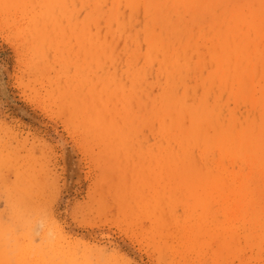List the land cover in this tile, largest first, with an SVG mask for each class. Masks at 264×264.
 I'll return each instance as SVG.
<instances>
[{
  "label": "rangeland",
  "instance_id": "1",
  "mask_svg": "<svg viewBox=\"0 0 264 264\" xmlns=\"http://www.w3.org/2000/svg\"><path fill=\"white\" fill-rule=\"evenodd\" d=\"M0 221V264H264V0H0Z\"/></svg>",
  "mask_w": 264,
  "mask_h": 264
},
{
  "label": "bare ground",
  "instance_id": "2",
  "mask_svg": "<svg viewBox=\"0 0 264 264\" xmlns=\"http://www.w3.org/2000/svg\"><path fill=\"white\" fill-rule=\"evenodd\" d=\"M104 1H105V0H104ZM120 1H121V0H120ZM139 1H141V0H139ZM109 2H110V1H109ZM126 2H127V1H126ZM126 2L124 1V3H126ZM134 2H135V0H134ZM106 3H107V1L105 2V4H106ZM108 4H109V3H108ZM109 5H110V4H109ZM127 8H128V6H127ZM117 11H118V10H117ZM124 18H125V17H124ZM92 19H93V18H92ZM119 19H120V17H119ZM121 19H122V18H121ZM92 21H93V20H92ZM117 21H119V20H117ZM91 23H92V22H91ZM117 24H118V23H117ZM117 26H118V25H117ZM121 26H122V25H121ZM94 27H95V26H94ZM96 28H97V27H96ZM101 29H102V28H101ZM98 30H99V29H98ZM195 30H196V29H195ZM92 32H95V30H93ZM96 32H97V31H96ZM99 32H100V31H99ZM99 32H98V34H99ZM97 38H98V37H97ZM155 44H156V43H155ZM157 44H158V43H157ZM157 44H156V46H157ZM208 44H210V43H208ZM158 45H159V44H158ZM153 47H155V46L152 45V48H153ZM158 47H161V46H158ZM258 47L260 48V46H258ZM255 48H256V47H255ZM262 48H263V47H262ZM164 49H165V48H164ZM164 49H163V53L165 54L167 51L164 52V51L166 50V49H165V50H164ZM200 49H201V48H200ZM200 49H198V50H200ZM150 50H151V49H150ZM153 50H154V49H153ZM178 50H179V49H178ZM178 50H177V51H178ZM184 50H187V49H186V48L183 49V50L181 51L182 54H183V53L185 54V51H184ZM157 51H158V50H157ZM179 51H180V50H179ZM190 51H191V48H190ZM196 51H197V50H196ZM256 51H257V49H256ZM149 52H150V51H149ZM151 52H152V50H151ZM212 52H213V50H212ZM153 53H154V52H153ZM153 53H152V54H153ZM156 53H157V52H156ZM199 53H200V51H199ZM154 54H155V53H154ZM154 54H153V55H154ZM184 54H183V55H184ZM188 54H190V52H189ZM196 54H197V52H196ZM206 54H207V53H206ZM142 55H144V54H142ZM165 55L167 56V54H165ZM165 55H164V57H165ZM199 55H200V54H199ZM199 55H198V56H199ZM135 56H137V55H135ZM162 56H163V54H162ZM132 57H133V56H132ZM206 57H207V56H206ZM210 57H211V54H210ZM218 57H219V56H218ZM138 58H139V57H138ZM143 58H144V57H143ZM143 58H142V60H143ZM207 58H208V57H207ZM135 59H137V58H135ZM153 59H154V58H153ZM163 59H164V58H163ZM168 59H169V58H168ZM234 59H235V58H234ZM138 60H139V59H138ZM156 60H158V59H156ZM211 60H212V59H211ZM218 60H219V59H218ZM135 61H136V60H135ZM143 61H144V60H143ZM143 61H142V62H143ZM152 61H153V60H152ZM212 61H213V60H212ZM153 62H154V61H153ZM196 63H197V62H194L195 65H196ZM237 63H238V61H237ZM213 64H214V63H213ZM217 64H218V63H217ZM259 64H260V63H259ZM166 65H167V64H166ZM219 65H220V63L218 64V66H219ZM235 65H236V64H235ZM237 66H238V65H237ZM155 67H156V65H155ZM155 67H154V68H155ZM164 67H165V66H164ZM166 67H167V66H166ZM193 67H196V66H193ZM199 67H200V66H199ZM212 67H213V65H212ZM214 67H215V66H214ZM253 67H254V66H253ZM234 68L236 69V66H234ZM165 69L168 70V68H165ZM190 69H193V68L190 67ZM199 69H200V68H199ZM254 69H255V67H254ZM155 70H156V69H155ZM166 70H165V71H166ZM200 70H201V69H200ZM257 71H258V70H257ZM192 72H193V71L191 70V73H192ZM232 72H234V71H232ZM157 73H158V72H157ZM194 73H196V72H194ZM194 73H193V74H194ZM235 73H236V70H235ZM197 74H198V72H197ZM199 74H200V73H199ZM231 74H232V73H231ZM193 76H194V75H193ZM200 76H201V75H200ZM200 76L198 75V77H197L198 80H199V77H200ZM191 77H192V76H191ZM231 77H234V75L231 76ZM236 77H237V75H236ZM201 78H202V77H201ZM191 79H192V78H191ZM191 79H190V80H191ZM260 79H261V78H260ZM190 80H189V81H190ZM193 80H194V79H193ZM197 83H198V82H197ZM195 84H196V83H195ZM257 89H258V88H257ZM188 96H189V95H188ZM188 96H187V97H188ZM185 97H186V96H185ZM185 99H186V98H185ZM184 112L186 113L187 111H184ZM185 113H184V114H185ZM199 117H200V115H199ZM202 117H203V115H202ZM205 117H208V116H205ZM164 119H165V118H164ZM184 119H185V118H184ZM186 119H187V118H186ZM198 119H199V118H198ZM207 119H208V118H207ZM166 120H168V118H166ZM200 120H204V117H203L202 119H200ZM200 120H198V122H200ZM208 121H209V120H208ZM204 125H205V124H204ZM207 126H208V125H206L205 127H207ZM201 129H202V128H201ZM203 130H204V127H203ZM200 131H201V130H200ZM207 160H208V159H207ZM225 175H226V174H225ZM182 177H183V176H182ZM182 177H181V178H182ZM223 177H224V176H223ZM229 177H230V176H229ZM181 178H180V179H181ZM211 178H212V177H211ZM196 179H197V178H196ZM208 179H209V178H208ZM212 179L214 180V178H212ZM178 180H179V179H178ZM206 180H207V179H206ZM174 181H175V180H174ZM184 181H185V180H184ZM197 181H198V180H197ZM209 182H210V181H209ZM173 183H174V182H173ZM180 183H181V182H180ZM187 183H188V182H187ZM174 184H175V183H174ZM200 184H201V183H200ZM200 184H199V185H200ZM191 185H192V184H191ZM191 185H189V186H191ZM204 185H205V184H204ZM206 185H208V183H207ZM200 186H201V185H200ZM172 187H174V186H172ZM179 187H180V186H179ZM192 187H193V186H192ZM177 188H178V187H177ZM180 188H181V187H180ZM203 188H204V187H203ZM174 189H176V188H174ZM174 189H171V190H174ZM189 189H190V188H189ZM194 189H195V188H193V190H194ZM161 190H162V189H161ZM163 190H164V189H163ZM180 190H181V189H180ZM182 190H183V189H182ZM190 190H192V189H190ZM190 190H189V191H190ZM202 190H203V189H202ZM210 190H212V189L210 188ZM186 191H187V190H186ZM213 191H214V190H213ZM221 191H227V190H223V189H222ZM234 191H235V190H234ZM211 192H212V191H211ZM211 192H210V193H211ZM158 193H159V191H158ZM158 193H157V194H158ZM165 193H166V192H165ZM204 193H206V191H205ZM155 194H156V193H155ZM157 194H156V195H157ZM157 196H158V195H157ZM157 196H156V198H157ZM148 198H149V197H148ZM151 199H152V198H151ZM147 201H148V200H147ZM149 201H150V200H149ZM20 202L22 203L23 201H20ZM151 202H152V201H151ZM22 204H24V203H22ZM148 204H149V203H148ZM20 205H21V204H20ZM24 205H26V204H24ZM229 207H230V205H229ZM17 208H18V207H17ZM22 208H23V207L20 206V208H19L20 210H19V211H21ZM145 208H147V207H145ZM8 212H9V210H8ZM21 212H22V211H21ZM9 213H10V212H9ZM19 213H20V212H19ZM24 213H25V212H24ZM154 213H155V212H154ZM7 214H8V213H7ZM152 214H153V213H152ZM17 215H18V214H17ZM19 215H20V214H19ZM24 215H25V214H24ZM15 216H16V215H15ZM147 216H148V215H147ZM150 216H151V215H150ZM148 217H149V216H148ZM155 217H156V216H155ZM11 218H12V217H11ZM151 218H152V216H151ZM152 219H153V218H152ZM6 220H7V219H6ZM8 220H10V219L8 218ZM0 222H1V221H0ZM3 222H4V221H3ZM13 222H14V221H13ZM13 222H12V223H13ZM156 222H157V221H156ZM156 222H155V223H156ZM15 223H16V222H15ZM153 223H154V222L152 221V224H153ZM14 225H15V224H14ZM14 225H12V228H13ZM3 226H4V225H3ZM155 227H157V225H156ZM15 228H16V227H15ZM15 228H14V229H15ZM151 229H153V228H151ZM5 230H6V229H5ZM10 231H12V230H10ZM10 231H9L8 233H10ZM152 231H153V230H152ZM14 232H15V231H14ZM17 232H18V231H16L15 233L17 234ZM15 233H14V234H15ZM154 233H155V230H154ZM11 234H12V233H11ZM11 234H10V235H11ZM152 234H153V233H152ZM12 235H13V234H12ZM47 239H48V238H47ZM48 240H49V239H48ZM156 240H157V239H156ZM154 243H155V242H154ZM39 245H40V244H39Z\"/></svg>",
  "mask_w": 264,
  "mask_h": 264
}]
</instances>
